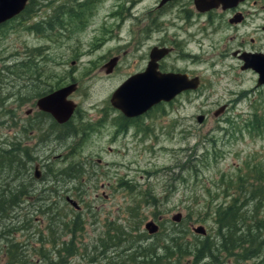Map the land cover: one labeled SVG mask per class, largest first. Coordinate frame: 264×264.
Instances as JSON below:
<instances>
[{
	"label": "rangeland",
	"instance_id": "1",
	"mask_svg": "<svg viewBox=\"0 0 264 264\" xmlns=\"http://www.w3.org/2000/svg\"><path fill=\"white\" fill-rule=\"evenodd\" d=\"M72 1L35 0L29 7L30 10L33 8L29 15L20 14L0 26V98L10 93L4 103L0 102L1 149L11 143V137H15V128L11 125L16 94L20 93V87L28 91L26 83L20 81V87L16 85L13 77L17 69L15 65L43 64L46 66L44 73L49 75L46 83L51 89L59 84L61 68L58 65L62 64V87L73 82L77 86L69 97L77 107L70 119L76 129L85 118L95 121L98 113L110 119L118 115L108 103L111 92L128 72L138 68L128 69L131 60L158 41L182 44V51L192 56V61L187 58L174 60L171 56L165 65L167 69H188L190 74L200 78V86L194 92L181 93L169 103L152 108L135 124H131L123 137H113V127L108 124L102 130L82 137L81 142L79 138L80 132L85 131L83 128L77 129L75 136L70 133L64 136L62 149L55 148L45 154L59 174L68 165L77 164L81 169L77 179L62 176L66 181L67 191L64 193L52 194L53 191L47 187L51 184L50 180L41 184L45 169L42 157L37 158V154L34 163L40 170L38 180L32 178L34 164L30 162L22 168L16 166V173L19 172L17 178L3 169L0 174V188L3 190L17 184L23 174L25 183L32 181L40 192L49 195L44 201L38 200L41 195L21 199L22 209L9 225L15 230L7 235L9 240L24 245L21 249L23 255L38 257L40 237L51 236L57 244L64 241L74 249L73 255L65 258L68 263L63 264H124V255L138 251L141 252L138 256H142L153 247L154 238L143 230V225L152 221L167 237H179L178 243L182 247L183 241L191 245L205 239L211 242L212 264H264V246L254 258H242L243 250L231 254L221 251L217 226L213 221L215 209L228 199L224 195L228 180L235 179L237 175L246 182L255 180V174L250 171L252 166H258L264 176L263 121L260 120L258 133L248 132L243 123L249 117L250 104L257 107L258 116L264 120V88L255 86L253 73L240 72L232 66L236 65L233 59H225L220 54V40L229 38L231 33L207 35L208 28L200 18L194 17L193 24L187 25L178 20L175 10H172L170 14L156 19L160 25L158 34L150 32L145 36L143 33L148 21L143 22L141 33L134 34V37L144 41V46L139 53H135L126 46L131 37L130 21L120 30L119 39L109 37L102 29L106 18L117 6V0H89L93 5L83 14L73 12L78 10ZM61 3L63 9L75 15L74 18L68 15L61 18L58 13ZM155 4L156 0H140L133 14L152 16L150 9ZM51 13H57L58 23L53 27L60 28L62 25V36L30 32L29 29L36 22H45ZM113 56L120 57L121 61L115 73L105 76L99 67ZM8 66L12 68L10 76L3 69ZM46 88L45 91L48 90ZM221 106H225L224 110L214 117L212 113ZM26 109L27 105L22 106L17 117L22 118ZM6 111L12 112L11 118ZM198 115L204 117L200 124L195 121ZM226 120L239 125L238 132L232 133ZM61 152L62 163L55 157ZM188 160L194 166L193 170L186 169ZM59 184H62V180ZM37 189L34 193L39 192ZM65 196L76 204L77 210L67 203L63 204L61 197ZM232 196H237V193ZM44 208L46 212H43ZM52 208L57 217L55 225L49 222ZM254 210L253 201L245 200L240 210L246 215L245 227L241 224L236 227L240 232L235 236L242 234L245 240L251 242L244 245L245 252L257 249V244L264 242V229L257 230V223H250V214ZM176 213L181 216L178 223L170 220ZM256 213L257 219L264 217V198L257 206ZM74 218L78 219L79 224L71 235L62 222ZM5 219H0V226ZM196 226L204 228V236L194 235L190 231L191 227ZM246 229L250 230L245 233ZM115 231H121V234L116 233V237L123 239H116L106 243L109 246L99 248V237L105 236L106 232L113 236ZM2 235L0 248H5ZM100 252L104 255L99 256ZM156 253L158 257L163 255L161 249ZM3 258L9 257L5 255ZM86 258L93 262L87 263ZM134 260L140 261L141 258ZM174 261L175 258L166 260L168 264H175ZM162 262L164 264L165 261ZM208 262L205 259L200 264Z\"/></svg>",
	"mask_w": 264,
	"mask_h": 264
},
{
	"label": "flooded vegetation",
	"instance_id": "2",
	"mask_svg": "<svg viewBox=\"0 0 264 264\" xmlns=\"http://www.w3.org/2000/svg\"><path fill=\"white\" fill-rule=\"evenodd\" d=\"M139 1L140 0H117V6L114 7V11L111 12L106 18L102 28L107 32L109 37L115 36L117 39H119L120 30L124 27L126 22L130 21L131 26L129 31L131 37L126 46L131 51L139 53V50H141L144 46V41L137 40V38L134 37V34L141 33L140 26H142L143 22L148 21L147 24L145 22L146 28L143 33L145 36H147L150 32L158 34L160 25L156 23V19L168 15L172 10H175L174 13L176 18L178 20H182V22L187 25L193 24L194 17L200 18L202 24L208 28L209 32L207 35L215 34L216 32H230L231 36L229 38H224L223 41L220 40L219 42L220 46L218 48L221 50L220 54L224 56L225 59L226 57L233 59L236 62V65L233 64L232 66L237 68L240 72H251L255 75V77H257L251 69H241V67L244 65V62L240 56L243 54L264 55V0H240L234 5L228 7L218 4L204 11H198V9H196L195 0H156V4L150 9L152 16H138L133 14L135 12L134 8L139 3ZM72 4L78 10L73 11L77 14L87 13L88 8L93 5L89 3V0H73ZM69 12L70 11H67V9L62 8L61 3L60 11L58 12L61 18H63V16L66 18ZM47 19L48 20L43 23L40 21L36 22V24L33 25V28L29 29L30 32L34 33L35 35L48 34L49 36L51 34V36H54V34H56L58 37L62 36V25L60 28L53 27V24L58 23L57 13H51V16H49ZM109 20L110 22H108ZM228 42L232 43L233 45L231 46L228 44ZM154 48L168 50V52L163 57L155 61L156 73H185L188 77L195 76L190 74L188 69H180L177 67L167 69L165 65V62L171 56L174 58V60H185V58H187L188 61H192V56L189 57L187 53L182 51V44L179 42L175 43L174 41L169 44L158 41L156 45H151L148 47L145 53H142L131 60L130 65L128 64V69L131 70L135 66H138V68L128 72L120 84L133 75L140 74L145 71L148 62L150 61V51ZM110 59H114V64L112 66H107L106 64ZM110 59H108L106 63L99 67V71L103 70L105 76H111L113 73H115V70H117L118 64L121 61V58L118 56H113ZM56 66L57 65L53 67ZM45 67L46 66L43 64L35 63L29 65H15V68L17 69L13 74V77L15 78L16 85L19 86L20 81L23 84L26 83L28 91L23 90L19 86L20 93H17V97L14 99L16 105L15 107H12L13 116L11 127L15 128V137H11V144L14 155L16 153L19 154L23 152L19 151L20 148L25 149L27 153L32 154L28 157L27 163L30 162V164H34L32 168V178L35 172H38V178L36 180L40 178V170L38 165L34 163L35 154H37V158L42 157V165L45 169V175L43 178L44 182H41V184L48 183V180H50L52 184L55 183L53 182L54 177L52 175L56 172V170L53 169L52 164H50L49 160L46 159L45 154L47 152L50 153V151H54L55 148L62 149V138L69 134V128L73 127L70 119L76 112L77 107L75 105L71 117L64 123H57L50 114L37 107V101L42 97L62 89V64L58 65V68H61L59 69L61 73L59 76V84H56V86L51 89L46 83L49 75L44 73ZM93 67L95 68L96 66ZM15 68H13V71ZM106 70H109L108 73H106ZM70 84L74 85V89L66 99L71 101L69 97L77 89V86L75 82ZM44 87H47L46 89L48 90L45 91ZM258 87L264 88V85ZM24 105H27V109L23 112L22 118H18V115H20L18 110ZM117 113L118 115L111 119L106 118V116H104L102 113H98L95 121H93L91 118H88L87 120L85 118V120L81 121L77 129L81 130L83 128L82 130L85 131L80 132L79 142L82 141V137L85 138L90 132L102 130V128L105 127L104 125L107 124L113 127V137L119 135L120 137H123L126 135L130 125L135 124L138 119L143 116L141 115L134 118H125L119 112ZM135 120L136 122H134ZM136 131H138V129H136ZM77 134L78 133H75V135ZM39 154L40 157H38ZM55 157L58 158L62 163V152L57 154ZM60 174L62 175V169L60 170ZM60 180H62V186L60 188L62 193L64 190H66V184L64 185V188L63 177ZM43 210V212H46V208ZM14 232L15 230H13V233ZM64 243L66 242L62 241V247ZM4 255L5 254L0 251V261H4ZM85 260L87 263L90 261L89 258H86ZM65 262L68 263L67 261Z\"/></svg>",
	"mask_w": 264,
	"mask_h": 264
},
{
	"label": "trees",
	"instance_id": "3",
	"mask_svg": "<svg viewBox=\"0 0 264 264\" xmlns=\"http://www.w3.org/2000/svg\"><path fill=\"white\" fill-rule=\"evenodd\" d=\"M35 0H30L25 9L23 10V13L21 14H27L29 15L31 12H33V8L30 6ZM68 16L71 18H74V14L68 13ZM8 75H11L12 68L10 66L3 68ZM10 97V93H6L4 98H0V102L4 103V100L6 98ZM250 114L249 117L246 118L244 123V129H246L248 132L258 133L261 125L260 120L263 121V127H264V120L263 117L258 116V109L253 104L249 105ZM9 113L11 118V112L6 111ZM136 121V120H135ZM134 121V122H135ZM227 124L230 125V131L232 133L238 132L237 128L239 125H236L235 122H229L228 120ZM133 122V123H134ZM69 133L71 135H75L76 129L74 127L69 128ZM19 151H23V153H16L14 155L12 144L6 145V148H0V174L3 172V169H7L13 177L17 178L18 171L16 173L17 165L22 168L24 164L27 163V159L30 155V153H27L25 149H19ZM25 152V153H24ZM200 163L203 162V160H199ZM186 169L193 170L192 165L189 164V160L185 163ZM14 166L16 168H14ZM258 166H252L250 167V171H253L255 174L256 179L251 180L250 182H246L245 180L235 176V179L228 180L227 181V187L224 189V195L225 197H228L227 201L224 204H219V206L215 209L213 213V221L214 224L217 226V235H218V247L221 251L231 254L233 251L236 250H243L244 254L242 258H254L258 256L260 250L264 246V242L257 244V249L250 250L249 252L244 251V245L246 243H251L249 240H245L242 234H239L238 236H235L240 231L236 229L237 225L241 224L242 227H245L244 221L246 215L244 212H241V206L243 205V202L245 200L253 201L254 203V211L250 214L252 221L250 223H257L255 224L256 229L260 230L264 229V217H260L257 219V206H259V203L264 198V176L262 174V171L258 169ZM18 170V169H17ZM184 170V169H182ZM54 171V170H52ZM81 174V169L77 164H74L73 166L68 165L65 166L62 170V175L56 171L52 176L54 177L55 183L50 184L49 189L53 191L52 194H59L61 193V186L62 184H59V180L63 177L67 179H77ZM22 179L17 182L12 188H5L4 190L2 187L0 188V219H6L1 222L0 226V238L2 235V240L5 242L4 247L0 248V251L7 255L9 258L5 259L4 262L2 261L1 264H63L66 261V256H71L74 253V249H71V246L64 243L62 247V242L56 243V239H54L51 236H44L40 237L41 245L37 248V253L39 254L38 257H30L23 255L21 253L22 248H24V245H21L20 243L12 242L9 240L8 236L10 233H13V228L9 225H11V219H14L17 217V214L21 211V199L25 198L26 196H36L37 198L41 195V198H39V201H44L49 197L48 193L40 192V190L37 189L36 185L33 186V182L25 183L23 180V174L20 176ZM64 180V179H63ZM183 181V180H182ZM63 187L65 188V182L63 181ZM44 185V184H42ZM39 191L34 193V191ZM67 191L64 190L63 193ZM42 193V194H41ZM237 193V196H232L233 194ZM63 200V204L65 205L66 202L64 201V197H61ZM15 205V206H14ZM47 210V209H46ZM5 213V214H4ZM7 214L9 218L7 217ZM57 217L54 214L53 208L51 209V213L49 215V222L52 225L56 224ZM64 223V227H68L67 232L71 235L74 234L76 225L79 224V221L77 218H74L73 220H67ZM7 224L6 226H3ZM172 229V228H170ZM167 229V230H170ZM250 229H246L244 232L247 233ZM174 231V230H172ZM48 232H53L48 230ZM184 232V230L182 231ZM116 233H122L121 231H115V234L110 236L108 232H106L105 236L99 237L100 244L99 248H103L105 246H109V244H106L108 242H114L116 239H123L116 237ZM185 233L187 231L185 230ZM98 238V239H99ZM150 238H154L152 242L154 245L153 247L149 248L150 251H147L142 256H138L141 254V252L135 251L134 253L130 255H124L126 257V260L124 261V264H163V260L165 261L164 264H168L166 260H169L171 258H175V264H200L203 260L208 259V264H212L213 256H212V249H211V242H208V240H203L197 244L188 243L186 241H183L182 243L183 247L180 246L178 241H180L179 237H167L165 232L158 230L156 234H153ZM71 238V242H72ZM113 245V244H112ZM135 246V245H134ZM138 246V245H137ZM185 246V247H184ZM193 248H189V247ZM161 249L163 251V255L161 257L157 256L156 251ZM211 249V250H210ZM17 250L19 252H17ZM4 255V256H5ZM102 252H100V255ZM140 257L141 260L136 261L134 259ZM169 258V259H167ZM89 262H93L90 260ZM207 264V263H204Z\"/></svg>",
	"mask_w": 264,
	"mask_h": 264
},
{
	"label": "water",
	"instance_id": "4",
	"mask_svg": "<svg viewBox=\"0 0 264 264\" xmlns=\"http://www.w3.org/2000/svg\"><path fill=\"white\" fill-rule=\"evenodd\" d=\"M29 0H0V25L17 16L25 7ZM240 0H195V7L198 11H204L218 4L224 7L234 5ZM168 52L167 49H152L149 54L150 61L143 73L133 75L120 84L109 96V105L112 109L119 112L125 118L139 117L145 114L149 109L159 103H168L177 95L195 91L199 86L197 76L188 78L183 73H163L155 72V61L159 60ZM244 65L241 69H251L256 74L255 86L264 85V55L261 54H243L240 56ZM114 59L107 62V66H112ZM108 73L109 70H106ZM74 85L70 84L62 87L51 94L42 97L37 101V107L47 112L57 123L66 122L72 115L75 104L66 99L73 91ZM225 106L219 107L212 115L214 117L222 113ZM204 117L198 115L195 117L197 124H200ZM36 168V167H35ZM33 178H38V172H35ZM66 202L75 210L76 204L66 198ZM174 223L180 221V214H174L170 217ZM143 230L152 235L156 233L157 226L152 221L143 225ZM191 231L195 234H204L201 226L192 227Z\"/></svg>",
	"mask_w": 264,
	"mask_h": 264
},
{
	"label": "bare ground",
	"instance_id": "5",
	"mask_svg": "<svg viewBox=\"0 0 264 264\" xmlns=\"http://www.w3.org/2000/svg\"><path fill=\"white\" fill-rule=\"evenodd\" d=\"M15 206V205H14Z\"/></svg>",
	"mask_w": 264,
	"mask_h": 264
}]
</instances>
